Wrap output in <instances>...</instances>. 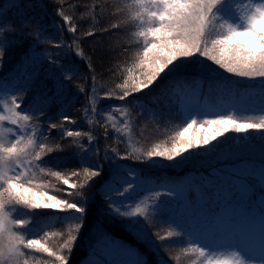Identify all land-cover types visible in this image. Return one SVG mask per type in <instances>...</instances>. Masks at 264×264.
<instances>
[{"label":"snow or ice","instance_id":"1","mask_svg":"<svg viewBox=\"0 0 264 264\" xmlns=\"http://www.w3.org/2000/svg\"><path fill=\"white\" fill-rule=\"evenodd\" d=\"M13 7L22 9L23 3L13 4ZM127 9L126 23L134 25L132 36L138 45L135 61L127 68V76L116 87L120 92L108 91L100 96L94 87L89 94V103L92 104V113L99 111L97 103L99 99L116 98L125 101L129 96L150 89L162 74L183 69L177 61H185L194 56L204 57L217 65L224 72L235 77L248 80L261 81V92L264 93V0H129L125 5ZM57 14L63 16V9H58ZM64 22L69 23V18L63 16ZM118 25L113 24L116 28ZM68 30L75 33L76 26L70 24ZM91 31L85 35H92ZM46 33L38 21L27 18V13L19 24L0 22V64L4 55L10 48H24L25 42L30 41L28 48L22 54L20 67L23 68L22 79L28 82L36 78V61L29 49L32 44L44 42ZM51 42V41H49ZM54 47L61 48L62 43H54ZM77 56L83 57L81 51ZM49 63H55V58H50ZM31 67V71H29ZM91 67V65H89ZM62 71H66L63 70ZM64 79H71L65 76ZM30 90L26 85L14 92L0 96V264H21V258L26 253L22 249L34 250L45 253L53 258L52 264H67V254L71 253L81 228L84 226L83 216L86 208L82 203L67 200L47 192L49 182L41 179L42 176H50L67 185L69 189H83L94 178L103 177V184L109 181L118 182L124 179L122 169L124 165H117L109 172L102 163H83L84 156L80 157V167L72 170H63L61 165L63 158L55 157L51 161L44 158L54 151L62 150L59 144L49 145L50 134L45 135L47 129L39 121L40 116L45 117L48 128L60 130L62 137L73 138L81 153L92 151L95 137L91 132H82L65 127V124H75L67 115L61 117V123H52L47 116V109L51 103V97L39 93L33 97L28 105L22 107L24 97ZM80 91L84 92L83 86ZM130 103L123 105H109V110L115 108L121 111L122 116L128 115ZM84 115H89V109L85 107ZM36 120V124L31 122ZM87 123L92 124L89 119ZM104 128L107 137L108 126L118 135L127 136L132 132L131 124L124 119L121 124L115 122V118L109 114L104 122L97 121ZM183 126L174 135L170 147L161 148L159 144L146 152H140L133 148L129 142V151L121 155L115 148L113 156L105 158L120 160H133L139 163L155 162L157 158L174 162L183 158L185 153L203 148L226 133L245 134L249 130L264 131V109L256 119L238 118L235 114H217L214 118L197 119L189 117L182 121ZM7 125H14L19 132L13 133V129ZM203 131L196 134L195 126ZM30 130V131H29ZM193 130L191 135H186ZM12 133L10 136L9 134ZM87 136L88 144L84 145L80 138ZM99 156V149H95ZM135 153V155H134ZM132 176L134 171L129 170ZM83 176V180L79 178ZM73 177L77 179H72ZM133 188V183L125 179L123 191H117L118 195H124ZM56 191H62L57 188ZM67 195L72 196L73 192ZM76 195L86 198L83 192ZM109 208L121 217H148V206L136 204L129 210L116 207L109 199ZM22 209L27 212H21ZM33 210H53L67 213L66 217H55L56 223L67 224L66 238L54 250L45 238L64 236L46 229L34 230L30 227V221H35V215H29ZM79 214V215H77ZM43 220L53 219L50 215L41 217ZM24 231H17V230ZM182 229H172L166 235H158L161 241L182 236ZM40 237V238H37ZM173 247L175 245H161ZM185 253H197L204 258L203 264H253L250 255L238 247L227 255L215 256L219 248L208 244L199 243L191 238ZM22 264H29L28 259H23ZM136 264H147L146 260H138ZM260 264H264L261 259Z\"/></svg>","mask_w":264,"mask_h":264},{"label":"trees","instance_id":"2","mask_svg":"<svg viewBox=\"0 0 264 264\" xmlns=\"http://www.w3.org/2000/svg\"><path fill=\"white\" fill-rule=\"evenodd\" d=\"M18 3H23L26 7L22 9L13 7V4ZM127 3V0H8L4 3L0 1V22L19 24L24 17V13H27V18L43 24L41 26L46 33L44 42L62 43L64 45L61 48L55 47L53 50L43 45L39 47L40 43L31 45L29 51L37 58L36 74L38 76L40 73L39 78H41V81L36 79L34 85L29 86L30 90L27 91L29 101L27 103L29 104L33 97L37 95L36 93L33 94V88L35 90L39 88L49 89L47 95L51 97V103L47 114L49 113L51 122L60 124L61 117L67 115L76 121L77 125L72 130L91 132L95 137L91 146L93 150L81 153L72 140H64L61 136L60 138L57 136L58 138L53 139V145L59 144L62 150L54 151L44 159L51 161L55 157L63 158L64 163L69 166L67 170L79 168L81 156L85 157L83 163H102L103 167L109 172L117 165H124L125 167L121 173L124 178L127 180H129L127 177L139 178L145 186H151L152 188L156 186L155 190L163 184L180 185L181 182L188 183L189 209L179 211V214L175 208L169 206L168 208L174 214V218L185 217L183 233L188 237L191 234L193 239L202 240L215 230L217 232L221 227L226 228L236 225L238 221L247 219L260 220L264 224V205H261L258 201L244 206L236 203L233 199H226L225 201L217 199L224 194L235 196V194L239 195L246 192L250 193L251 198H254L255 195L252 194V191L259 188V183L256 180L259 177L258 173L264 171V131L253 130L248 132L244 141L242 138H238L236 133H226L209 150L202 151L204 154L201 153L200 156L190 155V158L185 156L174 162L158 158L156 161L158 163L151 165V163H139L133 160L105 158V150H107L109 157L113 156V148L121 155L130 150L128 148L129 144L126 145L123 142L124 136L118 135L111 127V123L108 126L107 137H105L104 128L96 123L97 121H105L109 105H123L126 103H130L132 107L134 104L138 107L142 105L149 107L148 110H142L144 111L143 114L156 113L158 110L165 111L163 104L168 103L170 98V95L166 94L159 101L150 102L151 99L155 98L157 91L162 92L164 88L163 85L162 87L159 85L160 89L158 85H154L155 87L151 89L129 96L125 101L114 97L99 99L96 105L99 111L95 113L91 111L92 104L89 103V94L92 93L94 87L93 77H95L96 91L100 96H104L108 91L118 93L120 89L116 85L123 82V78L127 76V68L134 63V60L129 57L134 56L138 45L135 43V37L132 36L135 26L125 22L127 20V10L125 11ZM61 8L63 9V16L69 18L68 24L64 22L63 16L57 14V10ZM70 24L76 26L75 33L68 30ZM113 24L118 26L113 28ZM89 31L93 34L85 35ZM48 38L49 40H45ZM127 38L129 41L126 40ZM26 45L25 42L24 48L9 49V52L13 53L12 57L16 63L15 66L11 67V69L15 68L13 74L16 79H13L12 83H8L6 86L12 85V90L14 88L18 89V86L22 87L20 73L23 72V68L20 65L22 54L25 48H28V45ZM77 51H81L83 57L77 56ZM45 52L47 55L44 56ZM50 58H55L54 64L49 63ZM7 59H10V56ZM62 69L66 71H62ZM28 70L31 71V67ZM65 76H70L71 79H64ZM163 80L162 83L166 84V88L174 89L188 83L197 87L199 119L204 118L203 111L205 109L212 106L220 107V102L223 100L264 94L261 92L260 80L249 82L243 79L238 80L233 77L222 76V74L217 76L205 75L190 69L169 74ZM4 83V81L1 82L0 87H3ZM81 86L85 89L84 92L80 91ZM63 87H66L64 91L61 90ZM59 100L62 102H59ZM60 103H63L64 106H61ZM85 107L89 109V115L87 116L84 115ZM56 109L58 111L62 110V112L63 110L66 111L63 114L59 113L56 117L57 114L54 113ZM172 117L177 121L185 119L179 113L178 115L173 114ZM89 119L93 121L92 124L87 123ZM35 121L33 120L31 123L36 124L37 121ZM39 121L42 122L41 117ZM80 141L87 145V136L81 137ZM95 149H99V156L96 155ZM68 152L71 153L68 154ZM129 170L134 171L135 176H132ZM41 179L50 180L48 176H42ZM72 179L77 178L73 177ZM79 179L83 180L84 178L81 176ZM109 183L111 185L117 184L122 188L125 187V181H109ZM109 183L103 184V177H97L83 189H67L68 192H73L70 200L82 203L86 208L83 216L84 226L80 230L71 253L67 254V264H79V260L83 259V254H86L85 249H87L88 244L84 246V243L88 239H90V248L93 244H103L109 241L119 247L134 246L133 249L148 255L147 251L142 248L141 243L128 237L129 232L134 229L131 223L129 225L127 219L116 216L109 208V199L112 202L114 200L111 197L112 192L110 190L112 186ZM53 185L62 190L66 188V185L62 182ZM239 188H242L245 192L240 191ZM77 192H83L86 198L76 195ZM55 195L59 196L56 193ZM203 198V205L197 203ZM63 199L65 198L63 197ZM163 208L164 212H168L165 205ZM61 214L54 213L51 220L38 219L32 228L42 230L44 227L46 230L53 231L58 225L56 223L55 227L52 226L55 217H62ZM65 214L67 216V213ZM81 249L84 251H81ZM52 260L53 258L45 254L40 264H52Z\"/></svg>","mask_w":264,"mask_h":264},{"label":"rangeland","instance_id":"3","mask_svg":"<svg viewBox=\"0 0 264 264\" xmlns=\"http://www.w3.org/2000/svg\"><path fill=\"white\" fill-rule=\"evenodd\" d=\"M0 1H3L4 3L5 1L8 0H0ZM127 1L129 2V0ZM126 10L127 9L125 7V11ZM45 40H49V38ZM126 40H128V38ZM26 43L28 45L30 41H26ZM54 43L55 42H51V43L41 42L38 46L39 47H42V45L44 47L47 46V48L53 50L55 48L53 46ZM12 54L13 53H10L8 50L4 55L2 64H0V79H2L0 81L5 82L4 83L5 85L3 87H0V96L10 94L17 89L14 88L12 90L11 89L13 87L12 85L6 87L8 83H12L11 81L13 79H16L15 75L13 74V72H15V68L11 69L12 66L16 65L15 61L13 60ZM125 54L127 55V53ZM135 54L134 56L132 55L129 58L135 61ZM45 55H47L46 52L44 56ZM9 56L10 59H7ZM177 64L180 65V67L183 70L190 69L193 70L194 72L199 71V73L205 75L209 74L211 76H217L218 74H222V76L224 75L226 77H233L238 80L243 79L251 82V80H248L246 78L235 77L229 73L224 72L217 65L213 64L211 61L207 60L206 58L200 56H194L188 58L185 61H177ZM173 73H176L175 69H173V71L171 72H168L167 74H162V77L151 87L153 88L156 85H158V88L160 89V86L161 87L162 85L164 86L162 92L157 91V94L159 92L160 93L158 95L155 94L154 96L155 98L151 99L150 102H155V100L159 101L160 98L166 94L170 95L169 96L170 98L168 99V103L163 104L164 106L163 108L165 111L161 110L162 111L161 112L158 110L156 113L149 112L147 114H143L144 111L142 110H146L149 107L142 105L138 107L134 104L133 107L132 106L129 107L128 115L125 117L122 116L121 111H118L115 108H113L112 111L109 110L111 112V115L114 116L115 122L118 125L121 124L124 119H127L131 124L132 132L129 135L124 136L123 142L126 145L129 144L130 142L132 147L138 149L140 152L143 151L146 152L157 144H159L161 148L170 147L173 142V137L175 133L181 127L186 126L182 124V121H184L185 119L187 120L190 116L199 119L200 113H199V108L197 106L199 95L197 93L196 86L191 85V83H188L187 85L182 84L180 86H177V88L172 89L170 87L166 88L167 87L166 84L162 83L164 81L163 79L166 76H169V74L171 75ZM39 75L40 73L38 74V76L36 74V78L33 81H31L29 85L27 81L22 79V72H21L20 81L22 82V87L18 86V89L23 88L26 85L28 87L33 86L36 79L41 81ZM257 80L259 81V79ZM254 81L256 82V80ZM1 82H0V86H1ZM65 89L66 87H63L61 90L64 91ZM49 91H50L49 89L45 90L44 88L43 89L39 88L36 90L33 88L32 90V92H34L33 94L35 93L47 94ZM27 94L28 93H26L24 97V103L22 107L28 104L27 102L29 101V95ZM59 102L62 101L59 100ZM60 105L64 106L63 103H60ZM58 109L54 110V113L57 114L56 117H58L59 113L63 114V112L66 111L63 110L62 112V110L58 111ZM261 109H264V94L263 95L253 94L250 97H242V98L233 97L231 98V100L230 98L227 100H223L220 102V107L212 106L209 109H205L203 112H204V118H214L217 114L227 113V114H235L238 118L256 119L261 114ZM48 110L49 109H47V111ZM109 111L108 113L106 112L105 116L109 114ZM178 113L185 119L180 120L178 118L180 122L175 120L172 117V115L173 114L178 115ZM47 116L48 118H51L49 113L47 114ZM40 117L43 122L42 126L45 129H47L45 135L50 134L51 137L49 140L45 141V143L49 145H53V139L56 138L57 136H59L60 138L61 136L60 130L58 129L53 130L48 128V124L47 122H45V117L44 116H40ZM100 120H102V118H100ZM76 125H77L76 123L67 124L65 125V127L72 129L75 128ZM7 127L12 128L13 133L19 132V129H17L16 126L14 125H7ZM195 131L196 134H200L205 130L200 129L199 126L197 125L195 126ZM252 131L253 130H249V132ZM192 132L193 130H190L189 133H187L186 135H191ZM231 133L232 132H229L228 134ZM247 134L248 133L236 134V136L238 138H242L244 141L247 138ZM9 135L11 136L12 133H10ZM61 138L64 140L73 141V138L71 137L61 136ZM220 138L221 137H219L217 141L212 142L211 145L207 146L206 150L203 148H198L192 150L190 153H185L183 157L188 156L190 158V155L200 156V154L203 153L202 151L209 150V148L212 147L213 144L218 142ZM69 153L71 152H68V154ZM156 161L154 163L153 162H149V163H151V165H156L158 163ZM61 167L63 170L69 169V166L65 163L61 165ZM258 176L259 177L256 180L259 183L258 185L259 188L258 190L252 191V194L255 195L254 198H251L249 196L250 193L246 192L239 195L235 194V196H232L231 194H224L223 196H219L217 199H221L222 201H225L226 199L229 200L233 199L235 200L236 203H240L244 206H247L252 203L254 204L257 201L261 203V205H264V171H260L258 173ZM48 177L50 178V180L48 181L49 182V187L47 189L48 194L55 195L56 193L59 194L60 198L64 197L65 199L70 200L71 196L67 195L69 190L67 185L64 190L56 191L57 187H55L53 184L58 185L61 182L57 181L53 177L50 176ZM127 178L133 183V188L121 196L117 194V191L118 190L123 191L124 188H122L117 184L111 185L109 183V185L112 186L110 190L112 192L111 197L112 199H114L113 200L114 205L116 207L121 208L122 210H129L130 208L135 207V205L138 203L141 204L142 207L144 205L148 206L147 219L143 217H123L127 219L129 221V225L131 223V226L134 228L131 230V232H129L128 237H131V239L135 242L141 243L142 248L147 251L148 255H146L144 252H139V250L133 249L135 248L134 246L119 247L113 243H110L109 241L103 244L98 243L97 245L91 243L93 244V246L92 248H90V244H89L90 239H88L89 241L86 240V242L84 243V246L88 244V246L86 247L88 250L84 248L86 254H83L82 256L83 259L79 260V264H136L138 260H146L147 264H203L204 258L200 257L199 254L191 253V252L185 253L184 247L180 246V245L187 246V242L189 240V237L187 235L185 236L183 231L181 237L170 238L165 241H161L158 239V235H166L167 231H169L170 228L177 230L180 229L183 230V227L185 228V222H184L185 217L182 216L180 217L181 219L178 217L174 218V214H172L168 206L178 210L179 214H180L179 211L182 212V211H187L189 209L190 199L188 198V193H187L188 183L181 182L180 185L163 184L159 186L157 190H155L154 188H156V186H153L154 188H152L151 186H145L142 184L139 178H132V177H127ZM125 179L126 178L120 180L124 182ZM239 190L245 192L242 188H239ZM197 203L203 205L204 198ZM164 205L166 206L169 213L164 212L163 210ZM21 212L22 213L27 212V210L22 209ZM54 213L61 214L62 212H56L53 210H33L31 213H29V215H35L36 219L35 221H30L29 226L32 227L33 224L37 223L38 219H41V217H47L49 215L52 216ZM64 214L65 213L61 214L62 217H66L65 216L66 214L65 215ZM114 214L116 216L118 215L115 212ZM67 228H68L67 224L58 223L57 227H55L53 231L58 233L62 232L65 235L45 238L47 244L50 247H52L54 250L58 249L59 244L63 241V239L66 238ZM42 229L45 228L43 227ZM17 231H24V230L18 229ZM209 236H205L202 240H197V239L195 240H197L199 243H208L218 247L219 251L214 253V255L217 257L220 255H227L231 251L236 250L235 248H230V247H238L240 250L250 255V259H252L253 264H260L261 259H264V224L261 223L260 220L253 221L247 219L243 221H238L236 225H231L226 228L221 227L217 230V232L215 230V232L210 233ZM168 244L175 246L173 247L161 246ZM22 250L26 253L27 256L25 255V257L21 258V264L23 262V259H28L29 264H40V262L44 259L45 253L36 252L34 250L30 251L27 249H22ZM81 251L84 250L81 249Z\"/></svg>","mask_w":264,"mask_h":264}]
</instances>
